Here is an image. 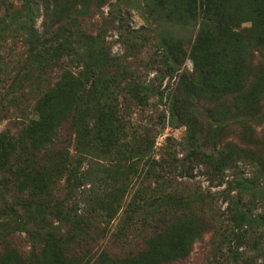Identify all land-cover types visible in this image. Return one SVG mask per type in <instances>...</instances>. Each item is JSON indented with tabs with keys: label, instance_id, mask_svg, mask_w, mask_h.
Instances as JSON below:
<instances>
[{
	"label": "trees",
	"instance_id": "1",
	"mask_svg": "<svg viewBox=\"0 0 264 264\" xmlns=\"http://www.w3.org/2000/svg\"><path fill=\"white\" fill-rule=\"evenodd\" d=\"M93 4L105 1L0 0V8H5L0 47L8 39L23 38L28 47L26 62L37 63L45 74L53 72L63 57L78 55L81 48L87 55L80 71L65 68L59 81L52 84V78L48 82L31 118L17 123L18 131H0V173L9 175L0 178V188L16 182L24 190L20 209L2 207L7 202L0 192V217L17 219L35 239L40 250L29 262L72 264L68 242L78 243L76 237L95 239L90 234L94 226L112 223L120 212L115 240L142 229L143 244L120 259L103 249L99 254L102 264H165L188 257L204 232L202 217L192 206H204L214 197L192 193L187 185L177 191L168 188L180 185L179 177L193 180L198 168L210 183L229 186L223 192L228 204L222 212L226 219L217 232L221 246H216L223 251L221 247L227 245L234 264H264V132L257 129L264 119V0H142L157 24L174 16L179 21L200 20L190 47L168 34L155 42L162 70L171 77L187 58L193 64L192 71L184 69L178 84L168 91L137 82L129 64L112 56L104 29L118 23L120 33L126 31L121 13L102 17L96 33L84 29L85 10ZM245 22L249 26L239 28ZM5 67L8 62L0 56V74ZM6 75L4 80L0 77V94L22 89L19 85L24 82L32 84L21 64ZM123 81L127 104L145 105L153 96L167 97L169 122L187 127L182 142L186 157L157 160L155 140L148 136L135 135L136 142L126 141L131 119L116 90L124 87ZM1 100L0 121L4 113ZM199 103L204 104L203 112ZM228 129L234 134L229 142H222ZM112 153L117 162L104 165L101 158ZM94 174H111L112 185L108 178L95 180L110 185L103 195L92 187ZM134 180L151 185V193H131ZM65 194L74 198L72 204L61 199ZM77 202L82 204L77 206ZM35 216L39 217L37 230L28 227ZM250 231L259 234L253 242L247 239ZM235 243L238 248H253L257 255L246 256ZM0 264L24 262L17 252L6 249Z\"/></svg>",
	"mask_w": 264,
	"mask_h": 264
},
{
	"label": "rangeland",
	"instance_id": "2",
	"mask_svg": "<svg viewBox=\"0 0 264 264\" xmlns=\"http://www.w3.org/2000/svg\"><path fill=\"white\" fill-rule=\"evenodd\" d=\"M105 4L96 5L86 9L84 19V29L88 32L96 33L98 28L102 24V17H109L113 11L121 13L124 18V28L122 34L117 29L118 23H110L104 29V35L108 38L111 44V54L114 58L122 59L123 63L129 64V71H132L134 79L145 84H154L156 87H160L161 90L168 91L169 87H174L178 84L180 79V74L182 71L193 69L192 61L187 58L185 63L178 65L179 70L175 73L173 77L168 75L162 70L159 63L160 59L157 56V46L155 42L158 41L160 35H171L176 42L180 41L187 47H190L191 42L197 35L200 27V20H178V16L168 18L163 22L156 23L154 19L146 12V9L141 5L142 0H104ZM118 4V5H116ZM5 8H0V26L2 25L1 19H4ZM42 19H39L38 25L40 26ZM249 23H243L239 28L248 27ZM22 36V34L20 33ZM142 36V37H140ZM140 37V38H139ZM23 38L8 39L5 45L0 47V56L8 62L9 67H5V72L0 74V77L4 80L7 77V72L11 71L13 67H19L20 64L24 66V70L29 78H32V84L29 86L25 82L19 86L22 89L15 88L12 89L8 94H0V100L4 109L2 113L3 119L0 121V131L10 128L12 130L18 131L20 127L19 124L26 120V118H31L34 110L37 106L38 100L45 94L46 86L48 82L53 78L52 84L62 78L64 69H70L77 73L83 68V57L85 55V50L81 48L78 55H73L72 57H63L60 65L57 66L53 72L42 73V69L37 63L26 62L28 47L24 42ZM159 53V52H158ZM256 58L259 59V52H256ZM255 60V62H257ZM8 68V69H7ZM120 78L123 75H118ZM126 81H123L122 88H117V93L120 92L119 99L122 105L124 103L125 111L129 112L132 125L130 128V136L126 139L127 142L134 141V136H148L150 141L155 140V146L153 154L157 160L164 156L166 159H171L173 156L176 158H183L188 155L187 149L182 145L184 136L187 132V127L179 126L177 122L170 123V103L166 96L163 98L159 96H153L149 99V102L145 105L139 104H127L128 91L125 88ZM124 96V97H121ZM122 101V102H121ZM203 103H199L198 106L201 107V112ZM204 116L199 114V117ZM225 124L229 122L228 118L224 120ZM206 123V120H205ZM18 126V127H17ZM207 133L206 137H210V128L206 126ZM258 131L264 132V119L259 123L257 127ZM222 142H229V136H233L234 133L229 129L225 133ZM76 151L74 146L71 147V155L73 156V161L75 159ZM264 155V154H263ZM152 159V156H151ZM104 165H108V161L116 163V156L114 153L107 156L106 158H101ZM86 167V166H85ZM202 171L196 168L195 174L196 178L193 180L178 178L180 185L169 187V190L177 191L176 188L188 186V190L192 193L195 191H200L205 195H213L214 199L212 202H207L202 206L201 204H194L192 209L198 212L200 219V224L203 225V234L194 242L191 253L188 257L177 260L174 262H167L165 264H234L232 257L229 256L228 247H221V251L216 245L218 228L222 227L223 220L226 219L222 212H224L228 206L227 202L223 200V192L228 190V183L217 184L210 183L205 175L201 173ZM94 184L92 187L96 194L103 195L109 190L110 185H103L100 181H95L98 178H108L111 180V174H94ZM0 178H9L6 173H0ZM229 179V178H228ZM14 181V180H13ZM133 185L130 187L131 193L137 190L142 192L150 191L151 185L145 186L141 184L139 180H134ZM111 185L113 181H110ZM91 185L86 187L88 188ZM154 186V184H153ZM4 194L7 203H3L2 207L13 206L19 208L20 197L24 195V190L17 183H12L2 186L0 190ZM189 191L187 192L189 194ZM148 192L145 195H149ZM64 194V192H63ZM153 194V193H152ZM151 194V195H152ZM0 193V199H1ZM132 195V194H131ZM63 201L68 204L73 201V197L70 194L62 195ZM127 197V199H129ZM198 203V202H196ZM72 204V203H70ZM77 206L82 203L77 202ZM20 209V208H19ZM67 209V205H66ZM260 210H257L258 212ZM264 212V210H262ZM217 213V215H215ZM119 216L112 222H101L94 226V232L90 231L92 237L95 239H78V243L68 242V248L70 250V257L72 259V264H102L99 261V254L103 249H107L113 255L119 256L118 259L126 256L129 252L136 250L143 244L145 231L142 229H137L128 232V238L122 241H116V236L113 233L119 227L120 217ZM221 216V217H218ZM54 221V219H53ZM96 221V220H95ZM39 222V217L35 216L33 220L29 223L28 227L33 226L37 230V223ZM221 232V230L219 231ZM258 233H248V241L254 240L258 237ZM83 240V241H82ZM87 241V242H86ZM234 247L238 248L239 244L235 243ZM216 248V249H215ZM12 250L17 252L24 264H31L29 259L39 253V247L36 246L35 239L27 234L24 228L19 224L15 218H5L0 217V256L6 250ZM240 252H243L248 256L249 254L257 255V252L253 248H245V245L238 248ZM116 256V257H117ZM253 264H259V261H254Z\"/></svg>",
	"mask_w": 264,
	"mask_h": 264
}]
</instances>
